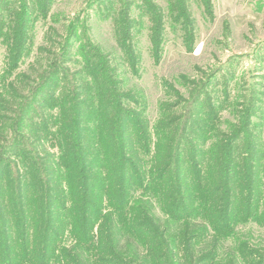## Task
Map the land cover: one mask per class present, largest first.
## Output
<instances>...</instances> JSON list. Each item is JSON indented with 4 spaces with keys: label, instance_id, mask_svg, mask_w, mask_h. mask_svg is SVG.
Masks as SVG:
<instances>
[{
    "label": "trees",
    "instance_id": "obj_1",
    "mask_svg": "<svg viewBox=\"0 0 264 264\" xmlns=\"http://www.w3.org/2000/svg\"><path fill=\"white\" fill-rule=\"evenodd\" d=\"M24 34L25 28L16 36L17 62H8L5 73L18 68ZM54 71L46 64L19 97V111L17 103L0 106L14 115L11 122L0 116L9 130L0 135V264H182L178 249L187 264L192 252L208 250L203 263L227 247L238 226L264 221L262 160L249 134L253 107L224 132L207 113L201 127L207 135L187 143L185 116L148 127L100 76L92 83L97 105L83 110L79 95L70 97L58 106L54 132L42 119L47 141L36 135L26 141L22 114L47 93ZM6 76L1 90L13 91ZM23 79L14 78L16 84ZM21 144L22 155L14 154ZM47 145L55 152L48 155ZM237 253L231 264L245 252Z\"/></svg>",
    "mask_w": 264,
    "mask_h": 264
},
{
    "label": "rangeland",
    "instance_id": "obj_2",
    "mask_svg": "<svg viewBox=\"0 0 264 264\" xmlns=\"http://www.w3.org/2000/svg\"><path fill=\"white\" fill-rule=\"evenodd\" d=\"M24 28L18 68L5 73ZM46 64L58 73L29 112L25 107L26 141L47 137L42 119L48 133L54 132L58 106L70 97L79 95L83 110L86 103L97 105L92 83L103 76L123 95L130 116L148 127L164 117L171 122L185 116L187 143L196 134L207 135L208 129L201 130L207 113L215 130L224 132L253 107L249 134L258 145L264 179V0H0V77L7 74L5 84L15 86L5 92L0 82V106L17 103L19 111V97L27 96ZM17 75L24 77L19 84ZM5 111L0 116L14 118ZM8 133L5 128L0 135ZM23 148H14V154L22 155ZM46 152L55 151L47 145ZM155 213L161 216L157 207ZM223 244L217 257L205 256L203 263L199 259L209 251L192 252V264H231L237 250L245 252L237 264H264V221L238 226ZM177 253L187 264L183 252Z\"/></svg>",
    "mask_w": 264,
    "mask_h": 264
}]
</instances>
